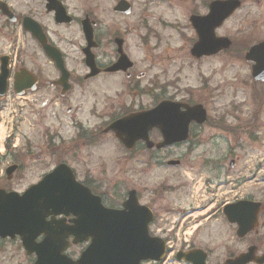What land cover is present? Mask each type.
I'll return each mask as SVG.
<instances>
[{"label": "clouds", "instance_id": "clouds-1", "mask_svg": "<svg viewBox=\"0 0 264 264\" xmlns=\"http://www.w3.org/2000/svg\"><path fill=\"white\" fill-rule=\"evenodd\" d=\"M116 2L117 0H105L103 4H89L87 0H82L78 7L73 8V15L79 17H83L89 7L96 9L92 13L94 21H88L87 26L90 37L92 39L99 37L101 40L99 50L95 53L90 51L89 56L92 72L99 75L84 81L87 70L74 69L72 92L65 98L67 103L63 106V114L60 115L59 121L54 124L48 119V110L40 105L38 112L30 113L33 128L24 129L22 132L27 138L32 135L33 130L42 131L45 127L55 128L58 135L53 138L54 145L70 143L77 148L71 159H73L74 168L79 170L81 182H77L74 168L60 162L55 171L44 176L42 181L36 183L30 190L41 188L58 171L67 170L75 188L86 193L89 201L99 209L111 211V204L115 203L114 198L124 199L130 196L128 204L122 211H118L119 213L134 210L150 215L149 208L139 207L136 202L137 194L131 189L138 188L141 196L151 197L154 210L158 203L153 177L158 173L166 172L167 161L170 159H181L182 167L190 166L193 177L197 181L204 177H214L211 165L200 166L203 160H221L227 156L228 148L237 144L243 146L245 153L257 154L258 161L264 163V112H256L253 118L251 113L255 111V107L245 84V81L248 84L252 83L249 79L251 72L249 65H255L258 61L264 63V56L259 54H256L254 58L249 56L247 64L230 62L228 55L239 56L246 51L243 47L236 46L227 50L228 55H225L223 50H219L212 61L195 66L191 61L185 60V52L190 45L185 43L183 48L179 47L185 31H191L187 24V17L193 11L197 15L207 16L209 11H214V6L224 5L228 3V0H120L124 7L113 12L112 7ZM129 3L131 7L126 6ZM245 8L247 11L244 14L237 13L234 17L232 32L238 37L246 35L248 38L257 36L264 38V0H248ZM253 21L256 23L253 24ZM121 25L128 30L126 39L130 42L129 52L132 59L137 64L135 71L143 73L142 76L135 77L140 94L150 98L148 104L142 105L139 110L128 107L126 96L122 102L119 99L125 93L126 87H130L126 85V81H132L133 77L112 72V69L118 66L119 59L115 44L112 43V36L119 32ZM76 39L78 44L75 51L79 55V48L84 41L79 35ZM165 53L168 58H163ZM195 54L199 55V50H196ZM80 58L83 57L80 56ZM209 63L210 68L207 67ZM65 75L67 81V74ZM209 75L220 85L217 102H219L220 93H223L225 106H229L230 100L239 103L243 98L246 101L244 105L246 115L243 121H235L230 118L227 107L215 114L209 121L210 127L223 129L225 122L230 127L219 133L210 132L209 137L204 138L203 146L196 153H189L186 146L179 149L174 145L168 148H164V145L159 148L151 147L149 136L152 134L153 127L160 130L166 144L173 143L168 140L170 132H166L167 126L162 123H145L141 133L135 137H129L126 131L116 127L122 121L152 113L147 109L156 111L164 105L171 106L175 114L181 118L179 131L191 126L195 119L192 115L195 111L194 106L203 102L205 93L203 78ZM153 78L158 83L148 88V81ZM78 80L82 83L77 82ZM66 81L64 83L67 88L69 84ZM170 88L174 90L170 91ZM233 93L236 95L233 96ZM131 94L134 95L135 92ZM221 116L224 117L223 121L220 119ZM109 125L112 132L106 133L105 128ZM217 136L222 138L215 139ZM177 139H182L179 132ZM213 140L219 145L216 149H213ZM206 149L213 150L209 152ZM22 152L23 149H10L3 157H0V161H3L5 165L16 164L25 167L26 161L20 158ZM57 159L63 161V153ZM27 163L32 165L33 176H35L39 174L40 167L48 168L52 161L41 154ZM9 171L11 172L12 169ZM160 178L163 179V175ZM90 185L98 194H94ZM29 191L19 196L15 192L3 194L7 196L15 194L23 199ZM183 201L184 197L179 196L177 200H173V206L186 207ZM77 215L79 216L78 213ZM218 224V220L208 218L195 239L199 240L201 233L209 228H215ZM53 227H56L55 223ZM66 236L67 234L63 237V241ZM34 239L43 240L44 237L35 235ZM207 243L209 246L212 245L211 240ZM235 246V242L227 241L221 245L224 252L227 248ZM241 250L246 251L245 248ZM241 259L233 258V264ZM245 264H247L246 261ZM253 264H264V252L254 253Z\"/></svg>", "mask_w": 264, "mask_h": 264}, {"label": "flooded vegetation", "instance_id": "flooded-vegetation-1", "mask_svg": "<svg viewBox=\"0 0 264 264\" xmlns=\"http://www.w3.org/2000/svg\"><path fill=\"white\" fill-rule=\"evenodd\" d=\"M29 5L20 10V5H12L0 0V116L3 109L27 108L38 109L43 105L46 110H63V106L67 103L66 97L72 92V77L74 69H86L84 81L94 78V75L89 64L90 51L95 53L99 50L101 40L99 37L92 39L90 37L87 22L94 21L92 13L95 8L89 7L83 17L73 15V8L79 5H74L77 0H26ZM99 1L103 4L105 0H87V2ZM34 2V3H32ZM74 2V3H73ZM248 0H228V3L220 6H214V11H209L207 16L197 15L195 11L187 17V24L191 31H185L182 43L179 47L183 48L187 43L190 46L185 52V60L191 61L195 66L205 65V62L212 61L218 54L219 50H223L225 55H228L230 47L241 46L246 51L239 56L228 55V60L239 63H248L249 56L254 58L256 54L264 56V38L252 37L246 35L236 36L232 32L233 19L237 13L244 14L247 9L245 4ZM2 3V4H1ZM131 7V3L126 5ZM124 7L120 0L113 5L112 11ZM253 24L256 22L253 21ZM127 29L121 25L119 32L112 36V43L115 44L116 53L119 56L117 65L112 69L113 73H122L125 76H132V81H126L125 93L120 96V101H124L127 97L129 108L139 110L142 105L146 106L149 102L148 96H142L138 88L135 77L142 76L143 73H136V61L132 59L129 52L130 42L126 39ZM77 35L82 37L84 44L79 48V55L75 51L78 44ZM145 42L147 38L145 37ZM162 47V45H161ZM199 50L200 54L196 55L195 51ZM158 51V50H157ZM170 51V50H169ZM80 56L83 58L81 59ZM163 58H168L165 53ZM211 67L210 63L207 65ZM251 72L249 79L252 81L245 84L248 88V95L251 97L255 111L251 113L255 118L256 112H264V63L257 62L255 65H249ZM67 74V81L66 75ZM69 87H65V83ZM81 82V81H77ZM82 83V82H81ZM158 81L153 78L148 81V88L156 85ZM203 84L205 93L203 102L197 103L195 109H203L206 114L205 121L194 119L191 126L180 129L179 123H174V114L169 116V128L171 130L168 139H177V133L184 140L183 143L173 144L177 149L186 146L189 153H196L204 142L205 137H209L210 132L219 133L230 127L226 122L222 128L210 127L209 121L212 120L219 111H230V118L235 121H243L245 119L246 101L241 98L237 103L235 100L229 101V106L223 103V93H220L217 102V93L220 85L213 80L212 76H204ZM135 86V87H131ZM147 89H145L146 91ZM174 89L170 88V91ZM135 92V94H131ZM233 96L236 94L233 93ZM181 103V101H176ZM70 110V109H69ZM151 111L153 109H147ZM197 111L192 114L195 116ZM137 118L140 120L139 116ZM54 124L59 121L55 118L53 112L49 118ZM220 119L223 121L224 117ZM144 125L137 127L142 131ZM106 133L108 126L105 128ZM58 135L55 128L49 129L45 127L42 131V142H39V155L51 157L54 160L50 166L43 170V173L55 168L60 162H63L74 168L67 160V152L73 155L77 148L72 144H63L56 146L53 144V138ZM217 136L215 139H221ZM163 137L160 130L153 127L152 134L149 140L153 143V148H156L158 142L162 141ZM170 145L168 147H172ZM62 147V148H61ZM166 147V148H168ZM219 145L213 140V149ZM13 149H17L16 146ZM213 149H206L211 152ZM162 150V149H161ZM63 153V161L57 157ZM37 157V156H36ZM35 157V158H36ZM21 158L26 161L25 167L17 166L11 180L6 177L1 179L9 183L16 175H23L32 170V165L27 163L33 158V152L30 144L26 143ZM173 167L182 168V160L177 159ZM211 165V170L214 173L213 178L204 177L199 179V186L194 194H191V184L187 181L184 187L156 185V201L158 206L153 210V200L148 196H141L140 190L134 188L137 194V202L140 206L149 208L152 217L147 226L150 236L156 235L157 221L165 215H177L188 223L197 224L195 230L199 232L204 222L211 217L212 220H219L218 227L224 226V231L232 235L235 239L237 232H244L245 237L239 242L247 241L242 248L246 251L250 249L252 252L253 264L254 253L264 252V163H260L257 154H247L243 150L242 145L229 147L227 156L221 160L213 161L206 159L202 161L201 167ZM191 171V167H185ZM77 182H81V177L78 174L79 170L74 168ZM41 178V177H40ZM90 189L94 194H98L96 189L90 185ZM187 189L186 207L168 208L163 204V197L167 194L174 195L179 191ZM183 192V191H182ZM103 202V197H101ZM124 199H116L115 203L111 204V209L119 210ZM254 205H257L256 211ZM240 210V211H239ZM245 210V211H243ZM216 215H213V214ZM54 221H64L67 226L73 220L72 216L68 217H53ZM46 222L51 221V216L45 219ZM217 229H214L216 231ZM214 231L211 233L214 235ZM209 236V234H205ZM261 236V238H259ZM210 237V236H209ZM211 239V237H210ZM237 240V239H236ZM209 241V240H208ZM194 246L189 244L184 251L191 252L195 249H200L205 253V264H222L225 260L233 258L238 253L228 254L223 260L213 263L211 262L210 251L206 245ZM241 251V252H246ZM237 253V254H236ZM236 254V255H235Z\"/></svg>", "mask_w": 264, "mask_h": 264}, {"label": "water", "instance_id": "water-1", "mask_svg": "<svg viewBox=\"0 0 264 264\" xmlns=\"http://www.w3.org/2000/svg\"><path fill=\"white\" fill-rule=\"evenodd\" d=\"M195 110L197 111L195 119L202 121L203 111L199 113L198 108ZM170 114L175 115L174 123H179L172 107L164 105L156 111L153 110L152 113L140 115V120L133 117L122 121L116 127L126 131L129 137H134L141 133L137 127L147 122L162 123L168 126ZM166 132H169L167 128ZM161 145L167 144L163 141ZM3 193L11 192L6 193L0 190V238L18 236L27 255L34 254L33 264H139L147 260L158 262L163 256V243L159 240H151L147 236L148 218L140 217L139 212L134 210L128 213L104 211L93 204L92 212L85 215L78 213V216L76 211L80 204L76 202L77 197L87 196L75 188L67 170L58 171L41 188L32 189L26 193L23 199L15 194L7 196ZM128 201L123 207L128 204ZM84 203L91 206L90 201ZM49 209L56 215L72 214L78 218V221L73 222V227L66 228L58 224L56 227H51L50 223L44 222L45 213ZM40 234L44 235V239L35 244L34 236ZM66 234L65 240L68 234L73 236L74 245L88 239L91 240L76 261L63 255L68 246L65 240L63 241ZM199 258V262L193 264H203L204 257ZM237 258L242 259L236 264H245V261L247 263L250 261L249 254ZM176 259L184 262L191 261L187 255L182 254H177ZM224 264H233V260H228Z\"/></svg>", "mask_w": 264, "mask_h": 264}, {"label": "rangeland", "instance_id": "rangeland-1", "mask_svg": "<svg viewBox=\"0 0 264 264\" xmlns=\"http://www.w3.org/2000/svg\"><path fill=\"white\" fill-rule=\"evenodd\" d=\"M6 3L12 4V5H20V10L23 11L24 8H26L29 3L26 0H3ZM34 3V2H32ZM74 3V2H73ZM81 2L80 0H77L74 5H79ZM89 4H100L99 1H92L88 2ZM230 61V60H229ZM231 62V61H230ZM239 63V62H238ZM33 111H39L38 109H27V108H13V109H4L1 111L0 116V130L3 131V136L5 142L7 141V136L10 138L11 145L16 146L17 149H23L25 144L28 143L31 146L32 152H33V159H35L36 156H39V142H42V131L40 130H33L32 135L30 137L25 138L22 134L24 129H32L33 125L30 120V113ZM53 112L55 114V118H59L60 115L63 114V110H55L51 111L48 110V118L50 116V113ZM1 133V132H0ZM5 142L3 143L2 139H0V144L5 146ZM63 146V144L61 145ZM62 148V147H61ZM7 153V152H6ZM67 156L65 157L66 160L74 166L73 159L71 157L73 156L71 152H67ZM5 154V151L0 154L2 156ZM47 160L53 161L54 159L51 157H45ZM170 160H177V159H170ZM195 163V162H194ZM7 165L3 161H0V188L4 190H11L18 193H21L24 191L31 183L38 180L39 176L43 174V170L46 169L44 167L39 168V174L33 176V169L30 172H27L23 175H19L16 179L8 184H6L1 178L3 176V171L6 168ZM161 175H163V179H161ZM193 183L191 184L190 188L193 190V185H195V188L198 186L199 181L194 179L193 173L188 171L187 168H168L165 173L163 174H156V176L153 177V182L155 185L162 184L163 186H175V187H184L186 185V182L189 181ZM134 189V188H133ZM183 191V192H182ZM182 191H179L178 193L174 195L167 194L163 197V204L165 207L168 208H175L173 206V200H177L179 196L184 197V201H186V191L187 189H184ZM177 218V215H165L162 218L158 219V222L161 220L168 218ZM178 219V218H177ZM181 219H178V222H180ZM219 221V220H218ZM221 222V221H219ZM214 229H217L214 231ZM224 226L219 228L218 225L215 228H209L207 231L201 233V238L199 240L195 239L197 236V233L199 230L195 233L194 237L192 238L191 243L194 246L197 245H204L205 241L211 240L212 245H206L208 250L210 251V257L211 262L217 263L221 260H223L228 254L241 252L242 246L247 243V241L239 242L237 241L232 235L227 234L224 230ZM214 231V235L211 233V231ZM185 228L183 232H185ZM188 235L191 234V231L187 232ZM205 234H209V236H205ZM190 237V236H189ZM188 236H185L186 239L189 238ZM179 238H182V235L180 234ZM261 238V236L259 237ZM227 241L228 243L235 242V247H229L227 248L226 252L222 249L221 245L223 242ZM76 252L75 249L70 250L69 253L72 254ZM261 252L262 249H261ZM31 258L26 257L22 249L19 247L18 242L15 241H9V240H2L0 241V264H30Z\"/></svg>", "mask_w": 264, "mask_h": 264}, {"label": "bare ground", "instance_id": "bare-ground-1", "mask_svg": "<svg viewBox=\"0 0 264 264\" xmlns=\"http://www.w3.org/2000/svg\"><path fill=\"white\" fill-rule=\"evenodd\" d=\"M1 133H0V138L2 137V135H3V131H0Z\"/></svg>", "mask_w": 264, "mask_h": 264}]
</instances>
